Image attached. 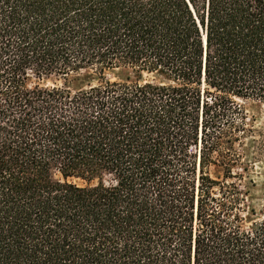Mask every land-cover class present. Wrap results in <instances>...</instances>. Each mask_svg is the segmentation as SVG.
Returning <instances> with one entry per match:
<instances>
[{"label":"trees","instance_id":"obj_1","mask_svg":"<svg viewBox=\"0 0 264 264\" xmlns=\"http://www.w3.org/2000/svg\"><path fill=\"white\" fill-rule=\"evenodd\" d=\"M241 101L264 0H0V264H264Z\"/></svg>","mask_w":264,"mask_h":264},{"label":"rangeland","instance_id":"obj_2","mask_svg":"<svg viewBox=\"0 0 264 264\" xmlns=\"http://www.w3.org/2000/svg\"><path fill=\"white\" fill-rule=\"evenodd\" d=\"M106 75L111 80H125L127 77L136 79L135 73L130 69H118L107 72ZM98 81L99 77L93 71H82L66 78L53 76L41 83L49 86L66 85L77 91L95 85ZM241 104L247 113L248 130L241 143L236 145L242 156V163L234 169V173L244 176L241 185L247 193V221L250 224L264 216V104L254 101H241ZM74 182L84 185L79 180Z\"/></svg>","mask_w":264,"mask_h":264}]
</instances>
